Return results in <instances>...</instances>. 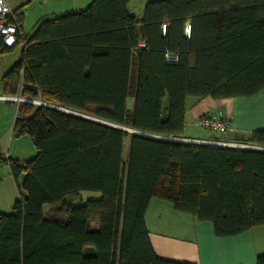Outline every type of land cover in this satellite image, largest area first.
Listing matches in <instances>:
<instances>
[{
    "label": "trees",
    "instance_id": "1",
    "mask_svg": "<svg viewBox=\"0 0 264 264\" xmlns=\"http://www.w3.org/2000/svg\"><path fill=\"white\" fill-rule=\"evenodd\" d=\"M130 1L92 0L27 38L14 10L22 48L0 96L70 112L17 107L13 131L37 153L22 163L0 153L24 191L0 214V264H189L152 248L144 214L153 198L210 222L217 236L264 225V150L167 139L184 138L187 97L264 89V0H151L141 18ZM15 46L0 38V55ZM250 141L264 148V130ZM82 191L100 198L78 205Z\"/></svg>",
    "mask_w": 264,
    "mask_h": 264
},
{
    "label": "crops",
    "instance_id": "2",
    "mask_svg": "<svg viewBox=\"0 0 264 264\" xmlns=\"http://www.w3.org/2000/svg\"><path fill=\"white\" fill-rule=\"evenodd\" d=\"M10 1L7 0L13 10L21 6ZM91 1L67 0L66 5L62 2V7L56 10L53 18L68 11L82 10ZM142 13L143 9L135 16L141 18ZM219 110L229 126L226 133L195 135L186 131L188 124L197 125L200 116ZM260 130H264V89L252 96L186 98L184 138L255 145L250 140L253 133ZM144 223L155 253L168 260L189 264H256L257 256L264 253V225L251 227L238 235L217 236L210 222L199 221L188 213L176 211L170 202L162 199L150 200Z\"/></svg>",
    "mask_w": 264,
    "mask_h": 264
},
{
    "label": "rangeland",
    "instance_id": "3",
    "mask_svg": "<svg viewBox=\"0 0 264 264\" xmlns=\"http://www.w3.org/2000/svg\"><path fill=\"white\" fill-rule=\"evenodd\" d=\"M151 0H132L129 4V12L137 15L142 11L145 3ZM67 4V0H11L10 3H17L21 5L19 12L23 16L22 20V33L24 37H30L38 25L46 20L53 18L56 15V10ZM52 13V14H51ZM22 44H18L14 49L0 55V95L3 94L2 75L8 70L19 58ZM134 84V73L132 76V85ZM10 100L0 99V153L5 154L13 160H28L33 158L37 149L33 144L31 138L27 134L18 135L13 131V123L18 115L17 107L20 103L29 102L33 106H41L40 103H45L40 97L35 99H27L21 94L9 96ZM21 99V100H20ZM27 99V100H26ZM47 104V103H45ZM52 105V104H51ZM133 105V97L130 96L127 99L126 106L131 109ZM53 106V105H52ZM55 106V105H54ZM67 110V109H66ZM69 111V110H67ZM70 112V111H69ZM86 117H91L87 114H81L72 112ZM187 132L195 135L208 134L211 131L202 128L198 125L188 124L186 128ZM132 132L129 129H126ZM214 134V133H213ZM212 135V132H211ZM179 139V138H178ZM129 137L124 139L123 147V160H126L128 154ZM22 163V162H21ZM23 175H20L17 180H14L10 174L8 163L6 161L0 162V214H9L12 212V206L15 200L24 195V191L21 188ZM100 198V194L97 192L82 191L80 193L81 201L78 205L84 204L87 200H97ZM77 205V204H76ZM54 206L47 207L45 209L46 214L52 213ZM58 208V207H57ZM96 224L93 223V226Z\"/></svg>",
    "mask_w": 264,
    "mask_h": 264
},
{
    "label": "built area",
    "instance_id": "4",
    "mask_svg": "<svg viewBox=\"0 0 264 264\" xmlns=\"http://www.w3.org/2000/svg\"><path fill=\"white\" fill-rule=\"evenodd\" d=\"M13 19H14V10L9 6L7 0H0V38L2 39L3 44L6 47L15 46L18 43V37L21 34L18 25L13 21ZM162 30L163 32L165 31V25H163ZM189 32H190V26L186 24L185 34L188 36ZM165 57L168 63L174 64L177 62V57L175 55L166 54ZM0 99L10 100L11 98L9 96H0ZM196 124L198 126H201L202 128L210 130L215 134H224L229 129V126L224 119L223 112L220 110L213 114H206L200 116L197 119ZM167 139L178 140V138H173V137H168ZM180 141L264 150L263 147L257 145L232 144L223 140H216V139L201 140V139L180 138Z\"/></svg>",
    "mask_w": 264,
    "mask_h": 264
},
{
    "label": "water",
    "instance_id": "5",
    "mask_svg": "<svg viewBox=\"0 0 264 264\" xmlns=\"http://www.w3.org/2000/svg\"><path fill=\"white\" fill-rule=\"evenodd\" d=\"M41 105H44V106H49V107H52V108H56V109H59V110H62V111H65V112H69V111H67L66 109H64V108H62V107H59V106H52V105H50V104H45V103H40ZM91 119H94V118H91ZM95 120V119H94ZM97 120V119H96ZM98 121V120H97ZM100 121V120H99ZM104 123H106V122H104ZM133 132V131H132ZM137 133V132H136ZM176 141H180V138L178 139V140H176Z\"/></svg>",
    "mask_w": 264,
    "mask_h": 264
}]
</instances>
